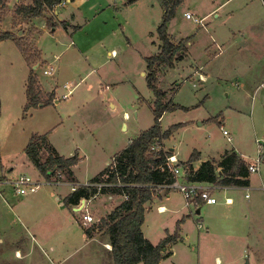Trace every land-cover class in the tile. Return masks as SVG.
Returning <instances> with one entry per match:
<instances>
[{
    "label": "rangeland",
    "instance_id": "obj_1",
    "mask_svg": "<svg viewBox=\"0 0 264 264\" xmlns=\"http://www.w3.org/2000/svg\"><path fill=\"white\" fill-rule=\"evenodd\" d=\"M5 1L0 32L15 37L0 41V179L27 175L40 185L26 194L0 185V264H114L104 244L108 236L84 237L77 212L61 204L70 185L47 183L24 147L32 134L45 135L59 154L77 153L73 170L84 182L152 125L154 96L144 77L145 56L156 54L160 45L161 0H97L95 13L83 7L73 11V19L66 2L46 13L52 14V27L46 15L23 22L15 6L32 0ZM66 24L74 26L65 29ZM166 32L184 41L185 56L158 70L163 102L176 105L160 116L163 130L176 125L162 141L164 149L173 148L179 161L193 151L199 158H217L234 149L254 162L259 143L264 144V0H184ZM38 51L52 62L53 75L43 74L46 64L33 69L40 62ZM30 70L46 94L55 89L60 103L25 110ZM69 90L67 99L63 95ZM60 174V181L69 178L65 171ZM250 179L248 187L215 191L217 202L203 203L200 213L185 205L176 188L169 190V199L162 190L161 200L155 196L146 203L143 232L153 244L184 217L179 239L158 264H264L263 161ZM112 204L105 194L89 201L88 210L98 223Z\"/></svg>",
    "mask_w": 264,
    "mask_h": 264
},
{
    "label": "trees",
    "instance_id": "obj_2",
    "mask_svg": "<svg viewBox=\"0 0 264 264\" xmlns=\"http://www.w3.org/2000/svg\"><path fill=\"white\" fill-rule=\"evenodd\" d=\"M61 1L32 0L29 4L16 5L15 10L22 15L23 22H27L36 16L52 11ZM133 1L128 0V2ZM182 2L183 0H161L163 13L156 28L160 40L159 51L145 57L146 73L144 77L147 87L154 96L152 125L130 139L124 148L114 154L112 157L115 165L113 169L106 165L102 171L89 180L92 183L103 181L117 183L120 181L122 184L100 189L93 186H79L66 195L63 200L64 205L73 207L79 203L81 198L90 199L97 194H122L125 196L110 212L100 218L96 225L82 226L87 238H92L96 232H103L108 236L114 264H135L138 262L158 264L170 254L168 246L180 237V223L184 217L177 221L172 233H166L156 244L144 236L142 225L145 219L146 203L159 193L156 186L169 184L174 180L173 173L164 166L166 156L172 151L165 150L162 141L171 135L173 127L176 125L163 130L160 116L163 111L175 108L176 105L169 106L163 102L165 92L158 87L157 70L162 66H174V63L181 60L185 54L184 41L182 39L175 41L166 32L168 21L173 17L176 6ZM0 6L4 8L6 1L0 0ZM60 23L65 25L64 22ZM47 25L54 26L52 14L47 16ZM13 37L15 34L12 31L0 32V41ZM23 51L26 55L25 50ZM26 60L28 61L29 58L26 57ZM25 92V110L31 106L51 103L53 98L52 93L42 97L34 70H30L28 74ZM155 143L160 145L159 149H152ZM43 149L46 150L45 156L42 155ZM24 152L46 180H50L62 171L71 177V167L79 159L77 153L69 157L59 155L47 143L45 135L32 134L24 147ZM197 159L198 151H193L186 161L177 162V166H181L183 170L185 180L219 186L242 187L249 185L248 162L234 149L225 150L219 159H207L194 168L193 164Z\"/></svg>",
    "mask_w": 264,
    "mask_h": 264
},
{
    "label": "built area",
    "instance_id": "obj_3",
    "mask_svg": "<svg viewBox=\"0 0 264 264\" xmlns=\"http://www.w3.org/2000/svg\"><path fill=\"white\" fill-rule=\"evenodd\" d=\"M65 0H62L60 4H64ZM185 17L188 19H191L192 21L196 23H201L202 18L198 17L197 15H193L190 12H185ZM46 74L51 73V69H44L43 71ZM64 87H67L65 84ZM71 90L68 91V93L64 94L63 97H67ZM222 133L226 136L227 141H231V136L229 132L222 128ZM160 145H153L152 149H159ZM166 150V149H165ZM258 158L255 159L254 162L248 163V170L249 172H256L259 167V163L263 161V153H264V144L259 143V149H258ZM178 159L175 156L173 152H171L169 155L166 156L164 161V166L168 169V171L172 172L174 175V180L169 184H158L156 186V189L158 191L163 189H171L176 188L181 194L184 199L185 205L189 206V208H192L194 210L198 209V207L201 206L203 203L207 204H214L217 202V199L214 196V192L223 188L222 186L211 184V183H205V182H194V181H187L185 179H181V177L184 176L183 170L181 166H177ZM107 166H110L111 169L114 168V162L111 160L107 163ZM11 184L14 186V191L17 194H26V193H32L36 191L40 185V183L36 180H32L27 175H21L17 178L13 179H0V185L1 184ZM122 183L118 181L117 183L113 182H89L86 181L85 183H71L70 189L71 192L76 190L79 186H93L98 189L101 187H111L114 185H121ZM125 198V196H124ZM90 199L81 198L79 203L74 206V211L77 212V221L81 224V226L88 227L91 225L97 224V220L95 217L89 212L88 210V203ZM226 203L231 201V198L225 197L224 200ZM99 222V221H98ZM107 247H110V245H106Z\"/></svg>",
    "mask_w": 264,
    "mask_h": 264
},
{
    "label": "crops",
    "instance_id": "obj_4",
    "mask_svg": "<svg viewBox=\"0 0 264 264\" xmlns=\"http://www.w3.org/2000/svg\"><path fill=\"white\" fill-rule=\"evenodd\" d=\"M97 0H65V3L64 4H60V5H65L66 4V2H70L71 3V18L73 19L74 17H75V13L73 12V11H81V8H91L92 10H91V12H93V13H95V10L96 9H94V5H95V2H96ZM184 1V0H183ZM161 2V1H160ZM60 5H56L55 7H54V9L52 10V12H54L55 10H56V8L58 7V6H60ZM82 12V11H81ZM46 16H47V14H45ZM95 15V14H94ZM57 20L58 21H60V22H64V20L65 19H60V18H57ZM61 24V23H60ZM61 25H63V24H61ZM69 25V26H68ZM66 24V26L64 27L65 29L67 28V27H71V26H74V25H72V24ZM170 35V34H169ZM170 37L172 38V36L170 35ZM176 41V40H175ZM159 51V47H158V50H157V52ZM38 53H39V60L38 61H40L39 62V64L37 63V65L38 66H36V68L35 69H37L38 67H39V65H45L46 64V67L44 68V69H51V73H50V75H53V72H54V67L51 65V63L52 62H50V61H46L45 59H42V55H41V52L40 51H38ZM115 53V50L114 49H111V50H109L108 52H107V54L108 55H113ZM184 56H185V54H184ZM184 56H183V58H184ZM87 57V56H86ZM145 57H148V56H145ZM182 58V59H183ZM181 59V60H182ZM181 60H179V61H181ZM174 65H175V63H174ZM166 68H171V67H166ZM159 70V69H158ZM158 70H157V75H158ZM44 71V70H43ZM145 73V72H144ZM143 73V74H144ZM43 74H46V73H44L43 72ZM158 77V76H157ZM38 83H39V81H38ZM39 85H40V89H41V91H42V93H44V94H46L44 91H43V87L41 86V84L39 83ZM107 86V85H106ZM42 87V88H41ZM163 91V90H162ZM165 92V91H164ZM48 93H52L53 94V98H52V102H55V103H60V99H59V97L57 96V94H56V92H55V89H51V90H49V92ZM166 93V92H165ZM70 94V93H69ZM68 94V95H69ZM63 95V94H62ZM67 99H68V97H67ZM172 103V102H171ZM166 104V103H165ZM173 104V103H172ZM167 105V104H166ZM39 106H45V105H39ZM111 106L112 107H114V104H111ZM164 112V111H163ZM162 112V113H163ZM49 140H48V138H47V143L49 144V142H48ZM51 147H53L51 144H49ZM53 149L56 151V149L53 147ZM122 149V148H121ZM120 149V150H121ZM45 150V149H44ZM170 151H172L173 152V148H170L169 149ZM46 151V150H45ZM57 152V151H56ZM237 152V151H236ZM46 153V152H45ZM58 153V152H57ZM59 154V153H58ZM223 153H220V155H219V157H217V158H215V157H213L214 159H219L220 158V156L222 155ZM47 155V154H46ZM59 155H61V154H59ZM78 155V154H77ZM45 156V155H44ZM63 156V155H62ZM65 157V156H64ZM200 156H199V152H198V159L194 162V168H197L199 165H200V163L202 162V161H205V160H207V159H212V158H199ZM243 159H244V157H242ZM44 159V158H43ZM245 160V159H244ZM179 161V160H178ZM246 161V160H245ZM249 163V162H248ZM71 169H72V175H71V177H69L67 180H65V181H60V176H61V172H58V174H57V176H54V177H52L53 178V180H47V183H51L52 184V182L54 181V182H60V183H63V184H71V183H85L86 181H84V182H80L78 179H77V177L75 176V173H74V170H73V166L71 167ZM104 169V168H103ZM102 169V170H103ZM101 170V171H102ZM60 174V175H59ZM98 174V173H97ZM95 176V175H94ZM93 176V177H94ZM92 177V178H93ZM91 178H89L88 179V181L90 180ZM181 179H184V176L183 177H181ZM248 179H249V184H250V175H249V177H248ZM249 186V185H248ZM248 186H242V187H248ZM223 188H226V187H235V186H222ZM39 188V187H38ZM222 189V188H221ZM163 190H166L167 191V193H166V199H169V197H170V194H169V190L170 189H163ZM162 190H160L159 191V193H158V195H156V196H158V198L161 200L162 198H161V194H160V192H161ZM35 192V191H34ZM36 192H37V190H36ZM70 192H71V190H70ZM70 192H68L66 195H68ZM65 195V196H66ZM102 195H105V194H97V195H95L94 197H92V198H90V200L89 201H93L94 199H96L97 197H99V196H102ZM64 196V197H65ZM106 196H108V199L109 200H111L114 204H112V206H111V208H110V211L117 205V204H119L123 199H124V196L122 195V194H106ZM155 197V196H154ZM153 197V198H154ZM228 198H230V197H228ZM57 199L59 200L60 199V196H58L57 195ZM231 201H232V199H231ZM61 204L62 205H64V202H63V200L61 201ZM158 208L160 209V210H165V206L164 205H162V204H160V205H158ZM199 209V213H200V207L198 208ZM72 210L74 211V206L72 207ZM110 211H108V212H110ZM107 212V213H108ZM93 215V214H92ZM99 217H104V216H99ZM83 229V228H82ZM142 231H143V225H142ZM84 232V231H83ZM143 234H144V232H143ZM83 236L85 237V234L83 233ZM96 235H94L92 238H94ZM144 236L147 238V236L144 234ZM92 238H88V239H92ZM105 246L106 245H110L109 244V240L108 241H106L105 243ZM106 249L107 250H109L110 251V247H107L106 246Z\"/></svg>",
    "mask_w": 264,
    "mask_h": 264
},
{
    "label": "water",
    "instance_id": "obj_5",
    "mask_svg": "<svg viewBox=\"0 0 264 264\" xmlns=\"http://www.w3.org/2000/svg\"><path fill=\"white\" fill-rule=\"evenodd\" d=\"M36 66H37V64H36V65H34L33 69H35V68H36ZM196 213H199V209H196ZM244 264H248V263H247V261H246Z\"/></svg>",
    "mask_w": 264,
    "mask_h": 264
}]
</instances>
